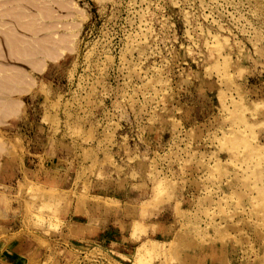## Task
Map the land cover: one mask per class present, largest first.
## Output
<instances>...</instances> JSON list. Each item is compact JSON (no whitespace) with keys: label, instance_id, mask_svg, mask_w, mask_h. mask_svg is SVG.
Listing matches in <instances>:
<instances>
[{"label":"rangeland","instance_id":"rangeland-1","mask_svg":"<svg viewBox=\"0 0 264 264\" xmlns=\"http://www.w3.org/2000/svg\"><path fill=\"white\" fill-rule=\"evenodd\" d=\"M39 1L0 25V264H264V0Z\"/></svg>","mask_w":264,"mask_h":264},{"label":"crops","instance_id":"crops-1","mask_svg":"<svg viewBox=\"0 0 264 264\" xmlns=\"http://www.w3.org/2000/svg\"><path fill=\"white\" fill-rule=\"evenodd\" d=\"M11 2L8 3L11 7L9 9L1 8L2 5H0V25H8L13 28H15L16 33L18 34H25L23 31L19 30L21 27L26 26H33L34 28H44L46 24L51 26H59L61 22L62 17V9L58 8L56 6L49 7L48 9V17L46 15V8L43 5L45 2H40L39 0H10ZM42 4V5H41ZM10 16L5 17L3 14H9ZM44 35V31H36L33 34H26L24 36L33 37V39L40 38ZM41 57H38V59ZM12 63L15 65H22L27 66L30 68V66L24 62L21 61L18 58L10 59ZM45 60H41L42 66ZM16 71L17 67H14ZM19 72V71H17ZM35 72V70H34ZM36 73V72H35ZM4 254L10 255V260H15L16 258H23L24 253H20V251H8L5 247L2 251Z\"/></svg>","mask_w":264,"mask_h":264},{"label":"bare ground","instance_id":"bare-ground-1","mask_svg":"<svg viewBox=\"0 0 264 264\" xmlns=\"http://www.w3.org/2000/svg\"><path fill=\"white\" fill-rule=\"evenodd\" d=\"M14 42H17V45H16V46H18V41H14ZM8 43H9V40H8ZM11 44H12V42H11ZM18 47H19V46H18ZM18 47H17V48H18ZM23 49H24V48H23ZM23 49H22V50H23ZM18 50L20 51V48H18ZM22 50L20 51V53L22 52ZM24 53L26 54L25 51H24ZM28 53L30 54L31 51H29ZM14 54H15V52H14ZM18 55H20V54H18ZM16 72H17V71H16ZM16 72H14V73L17 74L18 72H17V73H16ZM19 72H20V71H19ZM20 74L22 75V73H20ZM12 75H14V74H12ZM18 75H19V74H18ZM18 75H16L17 78L21 79V78H20L21 76L19 75V77H18ZM16 76H15V77H16ZM15 79H16V78H15ZM12 82H14L15 84L18 83V81H15V80L12 81ZM14 83H13V84H14ZM0 84H1V82H0ZM10 84H11V82H10ZM15 84H14V86H15ZM1 86H2V85H1ZM3 87H4V86H3ZM0 88H1V87H0ZM9 88H10V89H9ZM9 88H7V86H6V88H5V89H6L5 91H7V89L10 90V91H8V94L13 92V91L11 90V87H9ZM2 89H3V88H2ZM2 89H0V90H2ZM12 89H13V88H12ZM5 91H2V92H5ZM5 93H6V92H5ZM6 94H7V93H6ZM3 95H4V94H3ZM9 95H10V94H9ZM0 96H1V95H0ZM4 106H5V105H4ZM7 106H8V104H7Z\"/></svg>","mask_w":264,"mask_h":264}]
</instances>
